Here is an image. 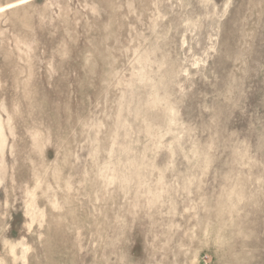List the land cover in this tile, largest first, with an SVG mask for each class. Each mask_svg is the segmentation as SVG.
Instances as JSON below:
<instances>
[{"label":"rangeland","instance_id":"rangeland-1","mask_svg":"<svg viewBox=\"0 0 264 264\" xmlns=\"http://www.w3.org/2000/svg\"><path fill=\"white\" fill-rule=\"evenodd\" d=\"M0 264H264V0H0Z\"/></svg>","mask_w":264,"mask_h":264}]
</instances>
